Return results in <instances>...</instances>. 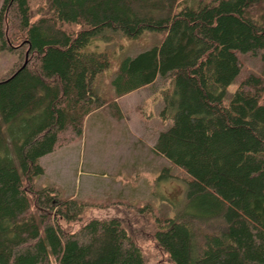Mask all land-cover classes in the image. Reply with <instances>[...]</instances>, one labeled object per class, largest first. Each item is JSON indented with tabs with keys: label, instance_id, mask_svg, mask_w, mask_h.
I'll return each instance as SVG.
<instances>
[{
	"label": "trees",
	"instance_id": "obj_1",
	"mask_svg": "<svg viewBox=\"0 0 264 264\" xmlns=\"http://www.w3.org/2000/svg\"><path fill=\"white\" fill-rule=\"evenodd\" d=\"M34 1L0 11V52L18 40L30 58L0 80V264H148L124 218L84 222L82 202L35 187L41 159L107 102L95 83L111 59L91 45L147 32L162 38L120 60L112 90L168 83L154 151L189 177L153 240L172 264H264V71L228 95L242 54L264 60V0H47L35 21Z\"/></svg>",
	"mask_w": 264,
	"mask_h": 264
},
{
	"label": "rangeland",
	"instance_id": "obj_2",
	"mask_svg": "<svg viewBox=\"0 0 264 264\" xmlns=\"http://www.w3.org/2000/svg\"><path fill=\"white\" fill-rule=\"evenodd\" d=\"M3 4L4 0H0V11ZM32 9L35 21L46 15L47 0L34 1ZM15 34L12 39L16 41ZM161 38L152 32L138 39L119 33L109 41L91 45L92 50L107 51L111 59L110 69L99 75L95 83L107 102L86 119L80 138L67 133L56 151L41 159L45 174L35 179L36 188H55L63 197L75 198L87 206L84 222L92 218H124L137 234L148 264H172L153 240L154 218L174 216L184 200L189 177L154 151L159 134L171 125L159 117L162 93L168 83L158 81L116 99L111 79L123 57L136 56ZM17 41L13 52H0V80L30 60ZM241 61L243 68L229 88V97L248 76L263 75L262 56L246 53L241 55ZM113 103L118 110L112 107ZM165 168H169V177L160 179ZM82 223L63 225L76 230Z\"/></svg>",
	"mask_w": 264,
	"mask_h": 264
},
{
	"label": "water",
	"instance_id": "obj_3",
	"mask_svg": "<svg viewBox=\"0 0 264 264\" xmlns=\"http://www.w3.org/2000/svg\"><path fill=\"white\" fill-rule=\"evenodd\" d=\"M25 65H26V63H25ZM25 65H24V66H25Z\"/></svg>",
	"mask_w": 264,
	"mask_h": 264
}]
</instances>
